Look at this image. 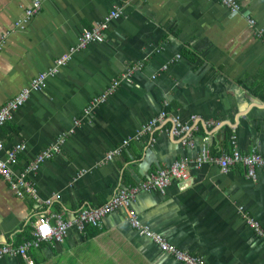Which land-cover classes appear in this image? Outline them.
I'll return each instance as SVG.
<instances>
[{"label":"crops","instance_id":"obj_1","mask_svg":"<svg viewBox=\"0 0 264 264\" xmlns=\"http://www.w3.org/2000/svg\"><path fill=\"white\" fill-rule=\"evenodd\" d=\"M35 1L0 0V109L49 74L84 29L112 11L120 17L102 43L76 52L1 129L5 151L23 146L16 178L37 154L64 135L67 141L28 175L35 199L0 181V250L31 240L38 217L73 219L197 157L205 139L218 157L234 147L264 156V38L257 36L264 30V0H236L241 14L221 0H41L23 21ZM113 81H122L116 93L87 113ZM163 112L168 121L146 134ZM172 117L189 124V136L173 137ZM189 173L186 185L173 181L165 192L141 191L131 208L104 217L100 229H71L63 243L42 242L27 257L33 264H182L132 227L133 211L142 226L205 264H264V242L248 222L264 229V169L256 178L239 165L223 173L205 164ZM0 264L27 263L5 255Z\"/></svg>","mask_w":264,"mask_h":264},{"label":"built area","instance_id":"obj_2","mask_svg":"<svg viewBox=\"0 0 264 264\" xmlns=\"http://www.w3.org/2000/svg\"><path fill=\"white\" fill-rule=\"evenodd\" d=\"M221 3L232 14H241L242 7L236 0H221ZM41 5L42 1L36 0L32 7L26 10L23 21L29 19L33 14H35L39 8H41ZM242 15L247 18L249 26L255 28L256 21L250 16V14L242 13ZM119 17L120 12L118 10L112 11L102 21L95 23L89 29H84L79 37L78 43L70 49L68 54L55 61V67L49 72V74L46 73L39 75L32 81L28 89L21 91L17 97L6 103L0 109V131L6 124L13 120L14 114L17 113L27 103L31 93L42 91L46 80L49 77H54L61 68L67 66L73 59V55L76 52L86 49L92 43H102L105 39L104 32L107 30L109 23L112 20L118 19ZM16 26L22 27L20 22H17ZM263 33L264 30L261 29L257 32V36L259 38H264ZM4 43L5 41L0 43V51L4 47ZM120 83H122V81H113L110 88L105 91V93L100 96V98L94 99V101H92L91 106L87 109V113L92 112L94 106L97 104L102 103L109 97L113 96L116 93ZM167 121L168 114L164 112L161 113L159 117L147 125L145 128V133L154 134L159 128L158 125ZM169 121H171L173 125V137L181 138L182 135H190L191 127L189 124L184 125L182 122H180L178 117H172ZM66 141L67 135H64L55 145L51 146L50 148H46L41 153L37 154L32 160L29 161L24 170L21 171L19 178H16L17 175L15 174L14 170L16 167H18L19 154L23 152V146L15 145L10 150L5 151V144L0 139V181H5L8 183L14 190L17 191V193L20 190H25L35 199L34 190H32L30 186L31 183L26 181L28 175H35L39 169H41L44 162L58 155ZM181 143L183 146L188 144V142L183 141H181ZM111 157L112 156H109V159ZM205 164H216L223 173H226L233 167H236V165H239V167L244 168L248 177L256 178V171L260 168L264 169V156L256 152L243 154L239 149L234 147L233 152H225L218 157L212 154V151L209 148L208 140L205 139L203 141L201 151L197 157L179 160L175 162L169 169L161 170L157 174H152L146 181H142L138 185L130 187L129 189H121L117 194H115L110 200L100 207L83 208L73 219H66L61 213L38 217L34 225L35 228L31 234V240L26 241L17 250L10 245L3 246L0 250V260L5 255H21L25 258L27 264H33V261L30 260L26 255V251L30 247L37 248L42 242L63 243L70 230L74 228L80 232H84L89 226L100 229L102 219L104 217L120 209L131 208V203L139 192L154 190L165 192L173 181H178L186 185L190 181L189 170L193 167L200 169ZM51 203L52 200L50 199L47 204ZM128 222H130L132 227L139 230L142 234H145L156 240V242L160 244L161 248L166 253L172 255L178 262L182 264H205V262L200 257L171 245L164 239L162 235L154 234L150 228L142 226L135 212L130 211ZM248 222L251 228L257 232L259 238L264 242V229L261 228L259 223L253 218H248ZM45 226H47V231H45Z\"/></svg>","mask_w":264,"mask_h":264},{"label":"trees","instance_id":"obj_3","mask_svg":"<svg viewBox=\"0 0 264 264\" xmlns=\"http://www.w3.org/2000/svg\"><path fill=\"white\" fill-rule=\"evenodd\" d=\"M262 100H264V97H262ZM231 138H232V134L231 133H228V135H227V140H231ZM29 239V238H28ZM30 239H31V237H30Z\"/></svg>","mask_w":264,"mask_h":264},{"label":"snow or ice","instance_id":"obj_4","mask_svg":"<svg viewBox=\"0 0 264 264\" xmlns=\"http://www.w3.org/2000/svg\"><path fill=\"white\" fill-rule=\"evenodd\" d=\"M45 231H47V226H45Z\"/></svg>","mask_w":264,"mask_h":264}]
</instances>
